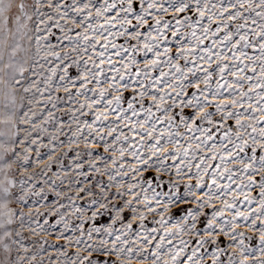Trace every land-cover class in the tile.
Returning <instances> with one entry per match:
<instances>
[{
  "label": "snow or ice",
  "instance_id": "snow-or-ice-1",
  "mask_svg": "<svg viewBox=\"0 0 264 264\" xmlns=\"http://www.w3.org/2000/svg\"><path fill=\"white\" fill-rule=\"evenodd\" d=\"M0 264H264V0H0Z\"/></svg>",
  "mask_w": 264,
  "mask_h": 264
},
{
  "label": "rangeland",
  "instance_id": "rangeland-1",
  "mask_svg": "<svg viewBox=\"0 0 264 264\" xmlns=\"http://www.w3.org/2000/svg\"><path fill=\"white\" fill-rule=\"evenodd\" d=\"M106 179V178H105ZM151 226V225H150ZM251 234V233H250ZM50 242L52 243H56L55 239L54 238H50ZM254 243V242H253ZM53 256H55V252H52Z\"/></svg>",
  "mask_w": 264,
  "mask_h": 264
}]
</instances>
